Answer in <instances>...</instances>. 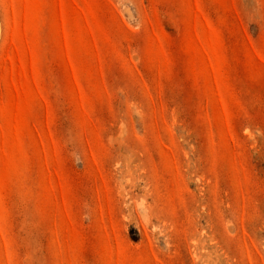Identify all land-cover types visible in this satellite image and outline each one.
I'll return each mask as SVG.
<instances>
[{
  "label": "rangeland",
  "instance_id": "374dc122",
  "mask_svg": "<svg viewBox=\"0 0 264 264\" xmlns=\"http://www.w3.org/2000/svg\"><path fill=\"white\" fill-rule=\"evenodd\" d=\"M0 264H264V0H0Z\"/></svg>",
  "mask_w": 264,
  "mask_h": 264
}]
</instances>
